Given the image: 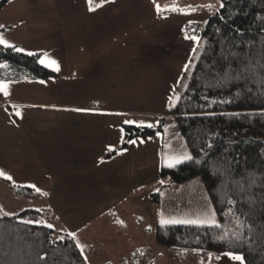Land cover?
I'll return each mask as SVG.
<instances>
[{"label": "crops", "instance_id": "crops-1", "mask_svg": "<svg viewBox=\"0 0 264 264\" xmlns=\"http://www.w3.org/2000/svg\"><path fill=\"white\" fill-rule=\"evenodd\" d=\"M209 16L202 7L159 9L152 0H6L0 38L38 53L39 61L55 60L59 71L41 63L56 76L0 81L9 93L0 92V191L21 196L12 184L27 186L41 201L76 191L108 162L120 163L116 171L129 162L140 168L142 147L157 134L121 146L123 125L156 126L173 117L167 110ZM190 182L209 200L194 178L169 187L187 189ZM226 253L240 255L213 252L206 259L240 264Z\"/></svg>", "mask_w": 264, "mask_h": 264}, {"label": "trees", "instance_id": "trees-1", "mask_svg": "<svg viewBox=\"0 0 264 264\" xmlns=\"http://www.w3.org/2000/svg\"><path fill=\"white\" fill-rule=\"evenodd\" d=\"M199 30L201 46L167 110L191 159L162 166L161 174L173 183L200 176L218 222L157 224L155 240L201 259L228 251L243 256L244 264H264V0H221ZM50 76L56 73L40 63L38 53L0 44V81ZM163 121L124 124L121 146L162 132ZM52 216L48 206L12 213L0 207V264H89L70 234L53 238Z\"/></svg>", "mask_w": 264, "mask_h": 264}, {"label": "rangeland", "instance_id": "rangeland-1", "mask_svg": "<svg viewBox=\"0 0 264 264\" xmlns=\"http://www.w3.org/2000/svg\"><path fill=\"white\" fill-rule=\"evenodd\" d=\"M152 2L159 9L202 7L210 14L221 5V0ZM163 128L142 147L145 159L140 168L129 162L126 171H116L120 163L108 162L101 174H91L76 191L47 194L41 201L0 191V207L11 213L26 207H50L53 238L70 234L89 264H215L213 254L205 260L187 249L178 250L155 240V228L161 221L218 222L210 200L202 201L194 190L196 184L190 182L187 189L170 188V176L161 174L162 166H168L173 158L191 156L174 116L164 119ZM134 149L131 145L130 150ZM193 178L203 185L200 176Z\"/></svg>", "mask_w": 264, "mask_h": 264}, {"label": "snow or ice", "instance_id": "snow-or-ice-1", "mask_svg": "<svg viewBox=\"0 0 264 264\" xmlns=\"http://www.w3.org/2000/svg\"><path fill=\"white\" fill-rule=\"evenodd\" d=\"M89 4H92V0H89ZM98 6H102V5H98ZM159 7V6H158ZM90 10H94L91 9ZM0 44L5 45L6 47H10V48H14V45L8 44L6 40H4L3 38H0ZM16 51H23L22 49L16 48ZM29 55H33V53H28ZM45 56H47V54H44ZM40 63L42 64H46V66L53 68L56 71H59V66L57 64V62L55 60L52 59H48V60H44L41 59ZM0 92H3L4 95H8V85L5 83L0 82ZM78 111H82V109H77ZM19 115V113H17ZM131 123V122H129ZM133 143H135L133 141ZM191 157L190 156H184L183 158H173L172 160L169 161L168 166L169 167H174L176 164L183 162V160H190ZM0 175H4L3 172H0ZM7 179H11V177H6ZM161 223H188V224H203L205 223V221L202 220H188V221H161ZM212 224H215V221H211ZM226 255H228L231 259L239 261L240 264H244V257L240 256V255H235L233 253H226Z\"/></svg>", "mask_w": 264, "mask_h": 264}]
</instances>
